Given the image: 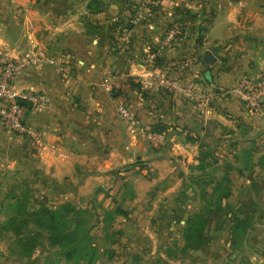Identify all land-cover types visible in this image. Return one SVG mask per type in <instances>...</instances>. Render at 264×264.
<instances>
[{
    "label": "crops",
    "instance_id": "crops-1",
    "mask_svg": "<svg viewBox=\"0 0 264 264\" xmlns=\"http://www.w3.org/2000/svg\"><path fill=\"white\" fill-rule=\"evenodd\" d=\"M142 1L0 0V53L38 50L68 62L30 68L14 82L47 96L28 117L38 142L9 132L0 118L1 166L8 163L0 180V264H88L68 261L48 231L12 223L22 198L16 185L25 181L30 209L70 203L88 211L102 255L96 264H181L167 256L171 241L186 243L177 158L197 179L229 176V207L253 217L241 237L229 217H216L214 254L227 251L232 264L264 261V99L252 109L236 91L242 76L264 74V0H161L151 19L133 25ZM172 21L183 29L168 46ZM150 48L159 64L147 61ZM207 50L214 64L204 60ZM169 78L180 89L167 88ZM122 101L131 118L120 114ZM160 122L167 125L161 146L149 138ZM32 181L45 194H34ZM237 213L247 224V213ZM178 224L179 233L170 232Z\"/></svg>",
    "mask_w": 264,
    "mask_h": 264
},
{
    "label": "built area",
    "instance_id": "built-area-1",
    "mask_svg": "<svg viewBox=\"0 0 264 264\" xmlns=\"http://www.w3.org/2000/svg\"><path fill=\"white\" fill-rule=\"evenodd\" d=\"M161 0H143L137 7L131 18L133 25L141 24L148 21L153 16L156 8ZM124 41L131 39V30L128 28L123 30ZM181 28L178 24L171 26L164 34L163 41L166 45H173L180 37ZM147 60L155 63L158 52L155 49H148ZM66 61L64 55H46L38 50H31L18 55L12 54L9 50H2L0 53V118L3 120L6 129L9 132L18 133L31 138L38 142L41 138V132L34 128L29 122L30 107L41 105L47 102L46 94L32 90H19L15 87V80L23 72L30 68L40 67L44 65H56L59 62ZM165 85L169 89H180V84L176 79L169 78L165 81ZM189 91H192L189 88ZM237 93L241 96L246 104L256 109L261 106L264 99V74L259 78H249L242 76L236 86ZM200 98L203 97L199 96ZM120 114L124 118H131L130 110L124 106H119ZM150 140L161 146L164 144L165 133H149ZM264 264V263H262Z\"/></svg>",
    "mask_w": 264,
    "mask_h": 264
},
{
    "label": "trees",
    "instance_id": "trees-1",
    "mask_svg": "<svg viewBox=\"0 0 264 264\" xmlns=\"http://www.w3.org/2000/svg\"><path fill=\"white\" fill-rule=\"evenodd\" d=\"M175 24L179 25L178 22L172 21V23L165 28L164 34ZM128 25L130 26L131 23L129 22ZM179 26L183 29L182 25ZM182 29L180 32L181 34ZM203 30L204 28L201 29V31ZM155 64H159V56L156 58ZM144 95H146V93H144ZM31 109L30 107V110ZM166 129L167 125L160 122L153 125L150 132L165 133ZM27 138L31 140V138ZM7 152L18 157L17 151L15 150L8 149ZM2 153L0 152V154ZM204 159L202 158L199 166L200 168L205 165V163H203L205 162ZM207 174L211 175V172ZM37 177L40 176L37 175ZM40 180L47 184V178L41 177ZM227 180L230 181L228 176ZM215 191L218 193L221 192L215 203L216 207L208 209L207 215H196L186 222L184 238L186 241V248L188 249H196L199 246H206L209 243L208 232L214 217H221L223 223H225L226 218L229 217L232 221V229L236 230V232L243 231V222L238 216L237 210H233V208L228 205V199L232 195L231 188L225 187L219 182L216 185ZM15 207L16 216L12 218V223L16 222L17 226L21 227L33 223V225L48 231L50 243L59 247L62 256L68 261L76 263L86 261L88 264H96L98 259L102 256L98 246L95 245V238L92 235L93 227L90 224L88 211L86 209L70 203H64L57 208H50L47 205H42L33 210L28 207L26 200L23 198L17 200ZM240 208L241 207L237 208L238 211H240ZM18 215H22V219H20Z\"/></svg>",
    "mask_w": 264,
    "mask_h": 264
},
{
    "label": "rangeland",
    "instance_id": "rangeland-1",
    "mask_svg": "<svg viewBox=\"0 0 264 264\" xmlns=\"http://www.w3.org/2000/svg\"><path fill=\"white\" fill-rule=\"evenodd\" d=\"M148 61V60H147ZM149 62V61H148ZM71 63V62H69ZM150 63V62H149ZM68 64V62H67ZM153 64V63H150ZM196 79H201L203 78L202 73L197 74ZM118 87V86H117ZM138 88V87H137ZM136 89V88H135ZM137 90V89H136ZM115 92V90H114ZM191 98V97H189ZM146 100H148L147 98H145ZM124 101H126V99H124ZM124 101H122L120 103V105H127L126 103H123ZM192 104L197 103V100L195 98H191L189 100ZM127 102V101H126ZM32 125V124H31ZM34 127V125H32ZM36 128V127H34ZM20 149V153L22 150V148ZM18 149V151H19ZM7 156H10L11 158V154H6ZM8 158V157H7ZM4 159L0 158V180L2 182H6L7 180V171H6V167L5 165H7L8 163H4V166H1L3 164ZM177 162V167L175 168V176L174 177H182V180L180 182V184H185L186 189L185 190H181V194L179 196V201H180V208L179 210H181V215L184 216V219H186V221L188 219L194 218L196 215H207V210L216 207L215 203L217 202L219 195L221 194L215 191L216 185L220 182L221 184H223V186L225 187H230V181L227 180V175L222 174L220 172H213L211 175H208V172L203 173L198 179L195 178V171L193 169L192 166L188 165V163L186 165L183 164V162H180V158H177L176 161ZM178 163H180L178 165ZM214 169V168H213ZM229 177V176H228ZM230 179V178H229ZM31 184V185H30ZM33 181L29 183V186L35 190L34 194L40 196L41 194H45L42 193L40 191V187H35V185L33 184ZM16 189L15 190L16 194H18L19 196H21L23 199H25V196L27 195L28 192V183L25 181L24 184L20 183L18 185H16ZM44 191V190H43ZM246 207L242 208L241 211H239V213H244L246 212L248 215L247 217L249 218V221L246 222L244 221L243 225H242V230L239 232L240 237L242 236V234H244V232L246 230L249 229L250 227V222H251V218L253 219L252 215L250 214V211H245ZM238 210V209H236ZM216 217H214V219L211 222L210 228H209V232H208V236H209V243L206 246H199L196 249H192V248H186V243L185 246L179 245L177 243H172L173 241H171L170 244H168V249L169 251L167 252V256H171V257H175L177 259H179V261L181 262V264H232L230 263V259H229V254L227 251L222 252L219 256H216L214 254V250H215V245H214V241L211 237V226L213 224V221L216 220ZM176 229L171 230L170 232H175L176 234L179 233V227L180 224L176 225ZM186 227V225H185ZM245 230V231H244ZM175 236V235H174ZM178 236V235H177ZM176 236V237H177ZM175 237V238H176ZM251 240L249 238V247L252 246L251 244ZM195 253V254H194ZM264 261L260 260L259 262H257L256 264H262ZM240 264H243V262H240ZM254 264V263H252Z\"/></svg>",
    "mask_w": 264,
    "mask_h": 264
},
{
    "label": "water",
    "instance_id": "water-1",
    "mask_svg": "<svg viewBox=\"0 0 264 264\" xmlns=\"http://www.w3.org/2000/svg\"><path fill=\"white\" fill-rule=\"evenodd\" d=\"M216 55L212 50H207L205 52V57L204 60L208 63V64H214L216 61Z\"/></svg>",
    "mask_w": 264,
    "mask_h": 264
}]
</instances>
